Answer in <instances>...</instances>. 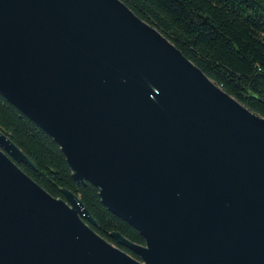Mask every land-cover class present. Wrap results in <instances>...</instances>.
I'll return each instance as SVG.
<instances>
[{
	"label": "water",
	"instance_id": "1",
	"mask_svg": "<svg viewBox=\"0 0 264 264\" xmlns=\"http://www.w3.org/2000/svg\"><path fill=\"white\" fill-rule=\"evenodd\" d=\"M0 95L145 240L102 238L0 130V264H264V117L121 0H0Z\"/></svg>",
	"mask_w": 264,
	"mask_h": 264
},
{
	"label": "trees",
	"instance_id": "2",
	"mask_svg": "<svg viewBox=\"0 0 264 264\" xmlns=\"http://www.w3.org/2000/svg\"><path fill=\"white\" fill-rule=\"evenodd\" d=\"M156 28L216 85L264 117V0H121ZM0 130L34 164L20 168L50 195L63 189L78 196L97 222L91 226L109 243L120 233L133 243L144 238L102 203L99 190L73 179L60 146L0 95ZM135 259L126 248L118 246Z\"/></svg>",
	"mask_w": 264,
	"mask_h": 264
}]
</instances>
